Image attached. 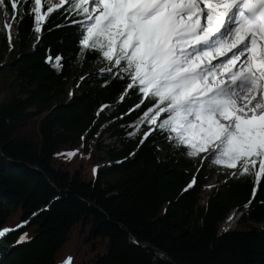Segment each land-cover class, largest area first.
Returning <instances> with one entry per match:
<instances>
[{
    "label": "trees",
    "instance_id": "16d2710c",
    "mask_svg": "<svg viewBox=\"0 0 264 264\" xmlns=\"http://www.w3.org/2000/svg\"><path fill=\"white\" fill-rule=\"evenodd\" d=\"M62 11L37 44L32 16L0 9V230L27 221L0 238V264H264V180L254 200L250 177L209 187L205 154L187 156L160 131L141 144L147 124L130 137L152 103L129 111L142 95H125L115 68L101 72L106 60L78 57L79 28ZM234 211L237 226L223 230Z\"/></svg>",
    "mask_w": 264,
    "mask_h": 264
},
{
    "label": "snow or ice",
    "instance_id": "6c2138e0",
    "mask_svg": "<svg viewBox=\"0 0 264 264\" xmlns=\"http://www.w3.org/2000/svg\"><path fill=\"white\" fill-rule=\"evenodd\" d=\"M9 4L13 20L34 18L37 44L52 15L63 10L65 23L79 28L78 57L93 53L106 60L111 67L101 72L115 68L118 78L130 80L125 95L129 89L142 95L129 111L152 103L129 126L136 128L130 137L142 124L152 127L141 144L156 131L167 133L187 156L203 153L202 162L233 170L232 178L250 177L255 199L264 180V0H0L6 15ZM45 62L63 67L62 56L50 50ZM195 183L194 177L184 191ZM16 228L0 230V238ZM27 239L24 233L17 243ZM62 264H72V257Z\"/></svg>",
    "mask_w": 264,
    "mask_h": 264
},
{
    "label": "rangeland",
    "instance_id": "374dc122",
    "mask_svg": "<svg viewBox=\"0 0 264 264\" xmlns=\"http://www.w3.org/2000/svg\"><path fill=\"white\" fill-rule=\"evenodd\" d=\"M55 68L57 70L61 69L60 67H55ZM75 91H76V85L73 82H71L69 85V94H72ZM71 99H72V96L70 95L68 101H70ZM105 141L112 142L109 138L105 139ZM77 149L82 150L80 147H78ZM208 163L210 164V162ZM215 166H216V171L210 173V177L208 178V181H207V185L211 187L218 185L224 179V177H227L232 173L231 169H227L219 165H215ZM230 216L234 218L231 221L229 220V218L226 220V222L222 226L223 230H225V228H227L228 226H230L231 228H235L237 226L238 224L237 217L239 216V213L234 211L231 213Z\"/></svg>",
    "mask_w": 264,
    "mask_h": 264
},
{
    "label": "water",
    "instance_id": "95a60500",
    "mask_svg": "<svg viewBox=\"0 0 264 264\" xmlns=\"http://www.w3.org/2000/svg\"><path fill=\"white\" fill-rule=\"evenodd\" d=\"M228 230V229H227Z\"/></svg>",
    "mask_w": 264,
    "mask_h": 264
}]
</instances>
